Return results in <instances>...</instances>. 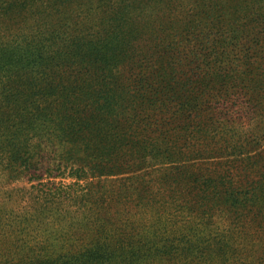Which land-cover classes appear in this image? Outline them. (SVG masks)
Wrapping results in <instances>:
<instances>
[{"label": "trees", "instance_id": "trees-1", "mask_svg": "<svg viewBox=\"0 0 264 264\" xmlns=\"http://www.w3.org/2000/svg\"><path fill=\"white\" fill-rule=\"evenodd\" d=\"M240 21L150 53L127 16L0 48V264L226 261L225 218L264 205L263 7ZM41 82L61 104H28Z\"/></svg>", "mask_w": 264, "mask_h": 264}, {"label": "rangeland", "instance_id": "rangeland-1", "mask_svg": "<svg viewBox=\"0 0 264 264\" xmlns=\"http://www.w3.org/2000/svg\"><path fill=\"white\" fill-rule=\"evenodd\" d=\"M6 2H16L18 8L5 13ZM258 2L264 9V0H0V48L8 49L25 36L33 37L38 29L65 39H96L112 20L127 16L135 21L143 53L154 48L181 49L204 32L224 38L236 23L242 24L244 7ZM2 57L4 53H0V62ZM42 86V82L33 86L36 97L29 99V105H44L47 98L54 105L61 104V99L37 90ZM3 92L0 89V103ZM11 110L9 107L6 111ZM225 221L232 230L234 248L226 261L219 256L164 257L142 264H264V205Z\"/></svg>", "mask_w": 264, "mask_h": 264}]
</instances>
